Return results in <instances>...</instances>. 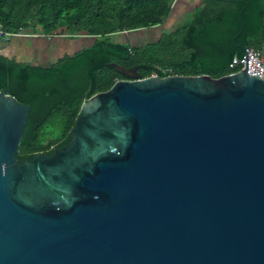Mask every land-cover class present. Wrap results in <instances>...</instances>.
Instances as JSON below:
<instances>
[{"label": "water", "instance_id": "water-1", "mask_svg": "<svg viewBox=\"0 0 264 264\" xmlns=\"http://www.w3.org/2000/svg\"><path fill=\"white\" fill-rule=\"evenodd\" d=\"M107 65L50 156L0 92V264H264V80Z\"/></svg>", "mask_w": 264, "mask_h": 264}, {"label": "trees", "instance_id": "trees-1", "mask_svg": "<svg viewBox=\"0 0 264 264\" xmlns=\"http://www.w3.org/2000/svg\"><path fill=\"white\" fill-rule=\"evenodd\" d=\"M173 1L0 0L4 31L94 39L45 67L0 55V92L30 106L16 155L19 163L40 154L50 156L71 141L83 101L125 80L107 64L138 67L141 78L217 79L240 71L229 65L247 49L264 55V0H202L186 23L154 42L136 47L110 40L112 35L161 25Z\"/></svg>", "mask_w": 264, "mask_h": 264}, {"label": "rangeland", "instance_id": "rangeland-1", "mask_svg": "<svg viewBox=\"0 0 264 264\" xmlns=\"http://www.w3.org/2000/svg\"><path fill=\"white\" fill-rule=\"evenodd\" d=\"M197 2V0H174L167 19L161 25L150 29L112 35L110 40L115 43H129L136 47H142L145 44L154 42L162 35L171 33L186 23L196 10L194 6ZM21 40L27 45L25 52H27L28 56L20 59L25 60L27 63L43 67L50 66L66 55L74 54L90 46L94 41L93 38L88 36H74L69 38L64 35L55 36L51 39L31 35L22 37ZM55 130L59 131V128Z\"/></svg>", "mask_w": 264, "mask_h": 264}, {"label": "built area", "instance_id": "built-area-1", "mask_svg": "<svg viewBox=\"0 0 264 264\" xmlns=\"http://www.w3.org/2000/svg\"><path fill=\"white\" fill-rule=\"evenodd\" d=\"M31 35L45 39L53 38L51 35L44 36L43 34H28L23 31L7 32L0 27V42H8L15 37H25ZM229 67L232 69L240 67V70H245L249 76L264 80V55L260 52L254 51L253 49H247L245 51V55L240 59L233 58Z\"/></svg>", "mask_w": 264, "mask_h": 264}, {"label": "crops", "instance_id": "crops-1", "mask_svg": "<svg viewBox=\"0 0 264 264\" xmlns=\"http://www.w3.org/2000/svg\"><path fill=\"white\" fill-rule=\"evenodd\" d=\"M196 1V0H195ZM198 2L195 3V9L200 5L202 0H197ZM192 16V15H191ZM27 37V36H25ZM17 38V39H15ZM11 39L8 42H2L0 44V55L9 59H15L17 62L20 63H27L25 60H21L20 58H25L27 55V52H25V47L27 46L23 40H21L22 37H15ZM24 38V37H23ZM12 42V40H14ZM5 46V47H3ZM30 61V60H28ZM30 64V63H29Z\"/></svg>", "mask_w": 264, "mask_h": 264}]
</instances>
